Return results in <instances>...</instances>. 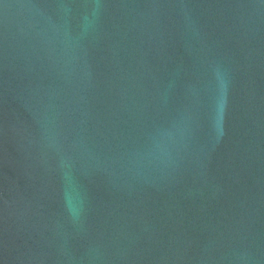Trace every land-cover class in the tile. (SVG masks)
I'll use <instances>...</instances> for the list:
<instances>
[{
	"label": "water",
	"instance_id": "95a60500",
	"mask_svg": "<svg viewBox=\"0 0 264 264\" xmlns=\"http://www.w3.org/2000/svg\"><path fill=\"white\" fill-rule=\"evenodd\" d=\"M0 264H264V0H0Z\"/></svg>",
	"mask_w": 264,
	"mask_h": 264
}]
</instances>
